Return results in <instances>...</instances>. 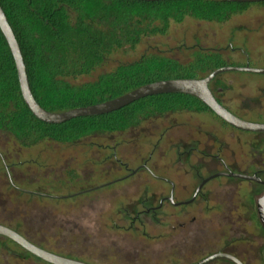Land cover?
I'll return each instance as SVG.
<instances>
[{
    "label": "rangeland",
    "instance_id": "rangeland-1",
    "mask_svg": "<svg viewBox=\"0 0 264 264\" xmlns=\"http://www.w3.org/2000/svg\"><path fill=\"white\" fill-rule=\"evenodd\" d=\"M222 2L227 5L216 10L213 21L186 16L180 22H153L152 28L159 33L144 36L133 50L128 46L115 54L108 67L74 83L95 81L118 64L136 62L148 52L187 65L192 56L186 49L194 47L222 51L227 61L224 67L264 69V2ZM214 88L220 89L217 97L235 116L264 124V75L226 73L215 79ZM141 120L125 132L94 134L73 144L42 141L25 147L0 130V155L11 176L0 157V224L47 250L90 264L200 261L201 192L191 206L176 208L164 202L156 215L141 216L143 226L138 223L130 228L137 213L157 207L170 192L167 184L153 179L142 166L146 164L155 176L173 182L174 201L186 202L202 179L224 171L220 163L203 155L208 148H213V154L221 148L220 157L231 171L247 172L255 162L264 161V135L235 131L194 104L188 110L147 113ZM139 168L134 176L119 181ZM11 182L32 194L18 191ZM240 189L249 194L252 185L220 177L205 185L202 194L210 205H239L246 202L237 196ZM217 230L223 227L207 228L203 234L212 240L206 253L217 250L214 243L219 239H213ZM233 235L231 230L226 233L219 247L229 245ZM7 242L0 238V246ZM233 245L239 251L255 252L261 247L255 239ZM248 261L264 264L262 254ZM1 264L40 263L3 255Z\"/></svg>",
    "mask_w": 264,
    "mask_h": 264
},
{
    "label": "trees",
    "instance_id": "trees-1",
    "mask_svg": "<svg viewBox=\"0 0 264 264\" xmlns=\"http://www.w3.org/2000/svg\"><path fill=\"white\" fill-rule=\"evenodd\" d=\"M0 4L22 51L34 98L50 112L103 103L157 81L205 78L227 64L216 49L185 48L192 56L187 65L148 52L95 81L74 83L108 67L115 54L128 46L133 50L144 36L159 33L152 28L155 21L180 22L186 16L213 21L216 10L227 5L219 0H0ZM189 104L208 110L191 96L172 94L143 99L104 116L61 125L43 123L23 101L14 60L0 31V130L22 146L42 141L73 144L94 134L125 132L147 113L188 110Z\"/></svg>",
    "mask_w": 264,
    "mask_h": 264
},
{
    "label": "water",
    "instance_id": "water-1",
    "mask_svg": "<svg viewBox=\"0 0 264 264\" xmlns=\"http://www.w3.org/2000/svg\"><path fill=\"white\" fill-rule=\"evenodd\" d=\"M132 1L164 2V1H171V0H132ZM220 1H225V2H230V3H242V4H252V3H263L264 2V0H220ZM0 31L3 34L8 44L12 58L14 60L18 83H19L20 92H21L23 101L26 107L28 108V110L30 111V113L37 120L43 123L50 124V125H61L69 121L78 119V118L104 116V115H108V114L120 111L143 99L163 96V95L180 94V95H188V96H191L197 99L204 106H206L211 112H213L218 118H220L223 122L227 123L228 125H230L231 127L239 131L248 132V133H263L264 134V124L251 123V122H247V121H244L236 117L217 101V99L214 97L212 91L209 88V85L220 75H223L226 73H232V72L264 75V69H254L249 66L222 67V68H219L213 71L205 78L170 79V80L157 81V82L144 85L123 96H120L118 98H115V99H112V100H109L103 103L94 104V105L85 106V107H79V108H75V109L61 112V113H55V112L47 111L44 108H42L38 104L36 99L34 98V95L30 87L28 73H27L22 51L20 49L16 36L8 22L6 14L1 7V4H0ZM5 168L8 172L7 166H5ZM142 169H146L149 171V169L146 166H144ZM140 170L141 169L139 168L131 172L127 177L122 178L119 181H123V180L128 179L131 176H134ZM149 173L151 172L149 171ZM8 175L11 179L9 172H8ZM223 176L242 179L246 181L261 182L255 176H247V175L232 174V173H219L205 180L202 183V185L200 184L192 200L177 204L176 206L189 205L193 203L196 197L198 196L199 192L201 191L202 186H204L207 182H209L212 179L223 177ZM111 184L113 183L107 184L104 187L109 186ZM170 202L172 204L174 203L172 198L170 199ZM258 207H259L260 218L264 225V196L258 201ZM0 236L10 239L14 243L22 247L24 250L28 251L35 257L41 259L42 261L48 264H85L79 261L63 258L55 254L49 253L45 250H42L36 247L35 245L31 244L29 241H27L23 236H21L16 231L6 226H3L1 224H0ZM218 259H229L235 262L236 264H241L235 258L228 256V255H223V254L212 256L206 259L205 261H203L202 263L200 262L198 264H209Z\"/></svg>",
    "mask_w": 264,
    "mask_h": 264
},
{
    "label": "flooded vegetation",
    "instance_id": "flooded-vegetation-1",
    "mask_svg": "<svg viewBox=\"0 0 264 264\" xmlns=\"http://www.w3.org/2000/svg\"><path fill=\"white\" fill-rule=\"evenodd\" d=\"M213 82L209 85V88L212 91L214 97L217 99V101L224 108H226L231 113L230 108L227 107L217 97V94L220 93V89L219 88H214V90L212 89ZM207 111L212 113L215 117H217L209 109ZM218 119L221 120L220 118H218ZM251 123H253V122H251ZM223 124H225L227 127L231 128V129H233L235 131H238V132H241V133H245V134L248 133V132L239 131V130L231 127L230 125H228L225 122H223ZM256 124H262V123H256ZM248 134H250V135H264L263 133H248ZM215 142H216L215 145H217L219 143L218 140H215ZM251 145L254 146V143L251 144ZM211 149H213V148H208L207 151H205L203 153V155H205V157H207V158H209V159H211L213 161H216V162L220 163L222 165L224 171L223 172H214L216 174H213V175H211V176H209L207 178L202 179L201 180V185H202V183L205 180H207L210 177H212L214 175H217L219 173H232V174H240V175H247V176H255L261 182L246 181V180L238 179L240 181H245L246 183H250L252 185V189L249 190L250 191L249 194L244 193V192L247 191L246 189L244 191H242V192H241V189H240L239 192H237V196L242 197L246 201V202H244L242 204H239V205H237V204L236 205L235 204H230V205H228V204H226V205H224V204L223 205H220V204L219 205H210V199L206 195H203L202 191H203L205 185H207L209 182H211L214 179L210 180L204 186L201 187V191L200 192H201V196L203 197V204L201 205V215H202V218H201V260L196 262V263H194V264H198L200 262L202 263L206 259H208V258H210L212 256H215V255H219V254L231 256V257L235 258L236 260H238L241 264H250L248 260L251 259V257L257 259V258H259L261 256V254H262V257L264 259V225H263V223L261 221L260 214H259V207H258V201L264 196V161L255 162L254 163L255 165L253 166V169L249 168L247 170V172H245V171L243 172V171H240V170L231 171V169L228 167L227 163L220 157L219 152L221 151V148H218L219 151H218L217 154H213V152H211ZM0 157H1L2 160H4L1 155H0ZM144 166L147 167V165L145 164V165L142 166V168ZM148 174L151 175L153 179H155L157 181H160V182H163V183L167 184L170 187L169 197L163 199L157 207H155V206L154 207H150V208H148V209H146L144 211H141V212L137 213L136 217L134 219H132L131 222H130V224H131L130 228L135 227V225L138 224V223L143 226L144 221L141 220V216H144V215L150 216L151 214L156 215L159 212V210L163 207L164 202H168V203H170L171 206L176 207V208L191 206L193 204V203H191L189 205L176 206L177 204H180V203H183V202L176 203L174 201V195H175V190H176L175 184L173 182L165 179V178L157 177L153 173H148ZM223 177H225V176H223ZM218 178H220V177H218ZM226 178H231V177H226ZM215 179H217V178H215ZM231 179H237V178H231ZM12 185H13V183H12ZM14 188L17 189L20 192L25 193V194H32V193H27V192L23 191L22 189H18L17 187H14ZM197 190H198V188H197ZM197 190H196V192H197ZM196 192H195V194H196ZM36 195L41 196L38 193ZM194 195H193V197H194ZM171 198L173 199V202H174L173 204L170 202ZM190 200H192V199H190ZM251 201H253V202H251ZM186 202H188V201H186ZM216 226H222L223 227L222 231L217 230L218 234L213 236L214 237L213 239H216V238L219 239V242H215L214 243V244H216L214 246V248H217V250L216 251L212 250V251H209L208 253H206L207 249H211V247L207 248V244H211L212 240H211V238L206 239L203 234L205 233L207 228H211V227L214 228ZM179 227L182 228V227H184V225H180ZM227 229H228V231H227ZM254 229L258 230V232L256 234H253V230ZM230 230H231V232L233 231L234 235H235V236L233 235L234 238L232 239L231 243L229 245L226 244L224 247H219L218 244H221L223 239L225 238L223 236L226 233H228ZM237 237L240 238V239H237ZM0 238L5 239L6 241H8L6 243V245L0 246V264H1V259H2L3 255H6L7 257H12L13 256L15 259H20V260L34 259L40 264H48V263L42 261L41 259L35 257L34 255L29 253L28 251L24 250L22 247H20L19 245H17L16 243L11 241L10 239L2 237V236H0ZM24 238L27 241H29L31 244L35 245L36 247H38V248H40L42 250H45V251H47L49 253L55 254V255L63 257V258L79 261V262H82V263H85V264H90L88 262L82 261V260L77 259V258H73L71 256H67V255H63V254H60V253L52 252V251L47 250V249L43 248L42 246L34 243L30 239H28L26 237H24ZM254 239L256 241L259 240L260 244H261V247L259 249H257L255 252L254 251H250V250L239 251V250H237V249H239L238 246L233 248L234 247L233 243H235V242H240L242 244H245V243H247L249 241H253ZM193 242H196V241L193 240ZM10 244L12 246L17 247L20 250V253L13 251V249L10 247L11 246ZM223 263L224 264H236L235 262H233V261H231L229 259H218V260H215V261H213V262H211L209 264H223Z\"/></svg>",
    "mask_w": 264,
    "mask_h": 264
}]
</instances>
